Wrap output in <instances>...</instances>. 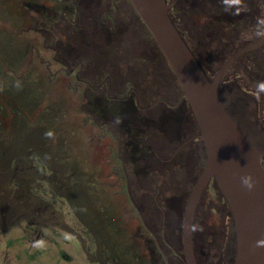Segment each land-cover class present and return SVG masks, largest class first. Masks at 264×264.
I'll list each match as a JSON object with an SVG mask.
<instances>
[{"label": "rangeland", "instance_id": "374dc122", "mask_svg": "<svg viewBox=\"0 0 264 264\" xmlns=\"http://www.w3.org/2000/svg\"><path fill=\"white\" fill-rule=\"evenodd\" d=\"M215 1L179 0L171 13L210 78L238 49L263 38L256 30L264 0H244L239 21ZM16 2L0 0V264H165L127 197L126 178L169 263L184 264L182 220L201 173L191 138L199 132L186 119L187 101L184 119L156 103L176 104L182 91L153 36L129 0L118 1L117 14L109 12L114 25L96 19L107 13V0L105 9L93 8V21L81 27L58 21L54 31L39 7L52 1ZM71 45L85 61L78 77L57 64L70 57ZM235 74L255 93L264 81V47L243 56L226 77ZM109 85L120 98L134 89L139 115L129 117L148 121L137 128L142 143L130 153L128 136L136 130L127 116L121 124L104 113L105 105H115L104 97ZM171 114L182 117L175 138L168 131L174 127L160 122ZM232 223L212 184L195 219L198 264H226ZM40 240L44 247H34Z\"/></svg>", "mask_w": 264, "mask_h": 264}, {"label": "water", "instance_id": "95a60500", "mask_svg": "<svg viewBox=\"0 0 264 264\" xmlns=\"http://www.w3.org/2000/svg\"><path fill=\"white\" fill-rule=\"evenodd\" d=\"M162 51L196 121L204 153L182 220L184 264H198L194 246L197 210L209 184L214 182L232 218V250L226 264H264V128L256 118L255 104L235 107L231 97L221 91L226 73L242 56L264 46V37L233 53L213 78L207 76L182 34L170 17L175 1L129 0ZM161 101H157L159 103ZM168 106L170 103L164 102ZM251 175L252 190L241 183ZM146 230L153 234L133 201ZM166 259V258H165ZM167 264H170L166 259Z\"/></svg>", "mask_w": 264, "mask_h": 264}, {"label": "flooded vegetation", "instance_id": "af4514ba", "mask_svg": "<svg viewBox=\"0 0 264 264\" xmlns=\"http://www.w3.org/2000/svg\"><path fill=\"white\" fill-rule=\"evenodd\" d=\"M10 1L15 3V4H18L16 1H18V2L20 1V3L22 4V3H24L25 0H10ZM50 1L53 2V4H54L53 6H47V5H44L41 3L39 5V7H40L41 11L45 14L44 17L42 18V20L46 23L47 27L49 26L50 29H52L51 31H54V29H56V26L58 25V23H57L58 21H65L71 27H77V25H78V27H81L80 24H78V23L79 22L81 23L84 20L93 21L95 18V13L93 12L94 11L93 8L96 7V11H100L102 9H105L103 2L107 1V0H99V2L97 4H94V2H93L94 0H50ZM118 1L119 0H111V2L108 4V10L105 9V11H104V14H105V12H107L104 15V17H102V18L97 17L96 19L99 18L103 22H107V23L109 22L110 24L114 25V20H113L114 15L111 17L109 15V12L113 11L114 13L117 14V12H118ZM173 1H175V2L173 3L170 10H173L175 8V6L177 5V2L179 0H172V2ZM215 2H216V5L218 4L219 6L226 5L225 0H216ZM243 2H244V0H243ZM25 4L28 6L31 5L30 2H28V3L25 2ZM232 10H234V9H232ZM244 13H245V11L243 10L240 12L239 15H234V18L236 19V21L241 20L245 16ZM24 14L26 15L27 13H24ZM249 17L250 18L253 17V14L250 11H249ZM101 20L98 23L100 24L101 27H104V24L101 23ZM72 31L76 32L77 29L75 28V30H72ZM38 32L42 33L43 36L50 35L49 34L50 32L47 33V30L40 29V31L38 30ZM71 46H73V45H71ZM71 46H70V51L68 54L70 57H68V58L66 56L64 58L61 57L62 59L59 60L57 62V64L61 66V70H63V71L70 68L71 72L69 74L76 73V77H78V73L80 71L84 70L85 61H83L84 60L83 57H81L80 55H76V51H75L76 47L75 46L71 47ZM240 59H238L237 62ZM78 60H80V61H78ZM252 62H254V61H252ZM232 67H231V69H232ZM230 70L226 73V75L230 72ZM226 75L224 76L222 83H221V91L223 92V94L225 95V93H229L230 95L228 97H231L235 107L240 108V109H244V108L249 107V102L253 101L255 104L257 121H258L259 125H261L264 128V94L260 100H257L254 97V93L249 90V86L242 84L240 82V80H239L240 77L238 74H235L230 79H228L226 77ZM112 89H113L112 85H109L107 88L108 93H106L104 95V97L106 98V101L108 103H110L112 101L115 103V105H112V107L110 105H105L104 108H109V109H105L104 113H108L109 115H111L113 117L116 114L117 117L121 118V124L123 123V118L125 117V114L127 113V111H129V113L134 112L135 114L137 113L139 115V110H137L139 108V106H138L139 100H138L137 93L135 92L134 89L130 88L127 95L125 97H122V98L117 97V96H112L111 95ZM180 97H181V95H180ZM180 97H179V100L177 101L176 104H173V105L171 104L172 106L166 105L164 103L165 101H161V102L164 103L169 108L172 107L173 112H175V111L181 112V115L184 119L185 117L183 114L186 112H185V110H183L184 106L183 105L181 106V104H182V102H185V100L184 99L180 100ZM97 101H100V100H97ZM101 101H103V100H101ZM191 113L192 112H190V114ZM172 114L163 116L166 119H165V122H162V125L167 129L170 126L171 127L173 126L175 130L174 131L168 130V131H170L169 132L170 136H174V138H175V135H177V126L180 125L182 117L174 116ZM140 118H141V116L139 117V121H140ZM191 118H192V121L194 122L195 126L197 127V124H196V121L193 117V114H191L190 117L187 116L186 119L189 122ZM135 119H137V118H135V116H134L133 120L135 121ZM134 121H133V124L135 123ZM160 122H161V120H160ZM133 130H136V131L133 133L131 132L130 134L132 136H138L139 131L135 125L133 126ZM197 130H198V127H197ZM172 132H173V134H172ZM198 132H199V130H198ZM176 137H178V136H176ZM191 140L196 144V145L194 144V147H195V150L198 154V159L200 162V158H201L202 154L204 153V146H203L202 139L200 138V133L198 136L192 137ZM126 146H127V144H126ZM117 161L119 162V160H117ZM120 165H122V164H120ZM123 175L125 176L124 171H123ZM212 184L215 185L214 182H211L209 184L208 188ZM125 189H126L127 197L131 203L132 198H131V193H130V188H129V180L127 178L125 179ZM131 205H132V203H131ZM136 213H137V211H136ZM137 215H138V213H137ZM138 217H139V215H138ZM139 219H140V217H139ZM140 221H141V219H140ZM145 223H146V220H145ZM141 224H142V227L144 228V230L154 240L155 249L159 251L161 257L163 258V260L165 262V264H167V262H166L167 256H166L165 252L163 251V249L161 248L160 243H159V239L157 238L156 234L149 228L153 232V234L155 235V237H154L153 235H151V233H149L146 230L142 221H141Z\"/></svg>", "mask_w": 264, "mask_h": 264}, {"label": "clouds", "instance_id": "9594fccd", "mask_svg": "<svg viewBox=\"0 0 264 264\" xmlns=\"http://www.w3.org/2000/svg\"><path fill=\"white\" fill-rule=\"evenodd\" d=\"M227 7H226V11H230V14L232 15H239L241 11L246 10V5L244 4L243 0H225ZM234 9V10H232ZM256 35L258 37H264V20H259L258 24H257V30H256ZM17 86L19 87V83L17 84ZM264 94V81H259L257 82L256 85V90L254 93V97L257 100L261 99V95ZM230 94L229 93H225V96L228 97ZM116 122L120 123L121 122V118L117 117L116 118ZM52 133L48 132L46 133V136H51ZM262 164H264V160H262ZM241 183L243 186H245L248 190H252L255 186V182L253 180V177L251 175H245L241 177ZM45 245V241L40 240V241H36L33 246L36 248H42ZM256 247H261L264 246V239L258 240L256 242Z\"/></svg>", "mask_w": 264, "mask_h": 264}, {"label": "trees", "instance_id": "16d2710c", "mask_svg": "<svg viewBox=\"0 0 264 264\" xmlns=\"http://www.w3.org/2000/svg\"><path fill=\"white\" fill-rule=\"evenodd\" d=\"M171 13H172V10H170V15H171ZM171 18H172V15L170 16ZM172 20H173V18H172ZM173 22L175 23V25H176V27L178 28V30L180 31V33L182 34V36H183V38L185 39V41H186V38H185V36L183 35V33H182V30L179 28V26H178V24H176V22L173 20ZM187 43V42H186ZM191 49V48H190ZM192 50V52H193V54L195 55V57H196V59L198 60V62H199V64H200V66L202 67V69L204 70V72L207 74V76L209 77V74H208V72H209V70L205 67V65L202 63V61H201V58H200V56H199V54L194 50V49H191ZM130 114H132V116H133V114H135L134 112H131V113H129V111H127V113L125 114V116H127L126 117V123L127 124H129V127L130 128H132V126H136L138 129H139V127H142V126H144V125H146V123L148 122V121H146V120H143L142 118H140V121H139V117L140 116H135V118H137V119H135V123L133 124V117H132V119H130V117L129 116H131ZM128 119H130V120H128ZM165 119L166 118H162L161 119V123L162 122H165ZM129 121V122H128ZM124 124H126L125 122H123ZM142 124V125H141ZM139 137L138 136H132L131 134H129V136H128V142H127V146H126V149H127V151H129V153L130 152H132L131 150H130V147H134V148H132V150H135V148H136V145L135 144H139V143H142L141 141L140 142H138L136 139H138ZM140 139V138H139ZM137 141V142H136Z\"/></svg>", "mask_w": 264, "mask_h": 264}]
</instances>
